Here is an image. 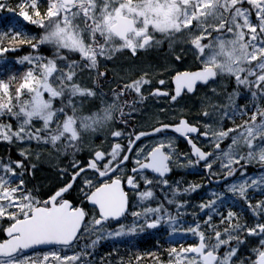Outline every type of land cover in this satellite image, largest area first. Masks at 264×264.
I'll return each mask as SVG.
<instances>
[{
    "label": "snow or ice",
    "instance_id": "6c2138e0",
    "mask_svg": "<svg viewBox=\"0 0 264 264\" xmlns=\"http://www.w3.org/2000/svg\"><path fill=\"white\" fill-rule=\"evenodd\" d=\"M5 8L19 19L0 29V57L17 51L18 46L28 45L37 52L45 44L54 47L56 57L25 55L18 62L30 67L22 76L0 79V117H12L18 122L13 128L11 123L0 121V140L36 141L54 147L58 153L63 149L65 154L71 150L75 155L84 135L104 128L117 113L126 122L124 107L134 110L135 104L146 99L144 89L151 83L147 73L110 89L111 102L95 114L82 117L77 112L84 101L96 97L101 89L99 83L95 88L82 87L76 82L77 69H95L99 81L107 80L108 72L99 71L101 60L111 61L116 52L124 49L135 54L158 46L162 40L156 38L157 34L169 40L170 46L178 35L186 34L187 43L201 59V68L196 72L177 73L174 93L156 89L150 95L167 97L175 104L182 94L194 92L198 82L208 84L217 76H228L234 79L237 88L250 92L254 103L251 107L238 106L239 93L234 91L228 95L227 109L216 106L221 121L233 120V127L213 129L209 124L197 126L184 119L175 124L160 122L151 133L129 135L126 145L116 142L107 158L105 152L95 151L87 168L73 160L70 182L46 199H40L25 187L23 176L29 168L24 160L0 161V221H8L3 229L8 238L0 242V264H90L88 249L105 238L103 235L91 239L90 244L73 255L62 256L58 251H51L34 258L26 253L40 245L71 248L95 232L104 233L109 221H116L119 227L107 232L108 237L134 236L159 229L162 222L174 223L176 217L163 204L145 207L142 211L129 210L125 188L137 193L141 201L154 198L150 187L140 190L141 184L168 185L164 177L172 170L173 158L180 155L174 138L140 147L137 142L145 136L168 131L179 134L191 146L194 159H188L189 166L195 167L203 161L211 172L219 161L225 170L221 173L225 179L237 172L246 176L247 166L253 163L264 167V103H255L257 99L264 102V0H19L15 9L0 0V10ZM26 24L39 27L43 35L39 39L30 36L25 30ZM62 52L77 54L79 59L61 55ZM175 59L181 57L178 55ZM58 61L63 62V67H58ZM159 83L163 85L165 81ZM212 91L215 94V89ZM130 94L138 100L124 99ZM202 115L209 117L210 113L204 111ZM235 117L242 122L236 124ZM36 123L41 126L36 127ZM111 135L120 138L124 134L117 130ZM201 137L213 145L214 151L205 152L197 146L195 140ZM225 140H230L227 150L221 149ZM20 155L27 159L26 152ZM133 157L134 166L129 175L123 179L120 175H111L122 174ZM101 161L105 163L101 165ZM88 169L110 181L102 180L99 185L90 179L84 181L91 190L85 198L96 207V216H90L85 208L74 206L65 198L77 177ZM153 173L156 176L150 178ZM198 187L189 185L183 192H194ZM250 190L264 194V174L247 177L227 188L257 218L256 223L241 224L238 213L230 208L220 211L218 201L223 203L225 196L216 193L214 199L199 205L204 213L200 218L203 223L194 220V226L186 229V233L198 237V242L170 248L167 264H264V200L253 203ZM179 192L177 187L173 195ZM177 207L182 208L184 204ZM128 215L135 218L133 222L121 223V218ZM241 236L259 238L258 246L251 250L246 261L240 260L237 254L240 245L245 243ZM221 249L226 250L221 252ZM140 259L136 257L137 262ZM153 259L156 264H164L154 254Z\"/></svg>",
    "mask_w": 264,
    "mask_h": 264
},
{
    "label": "flooded vegetation",
    "instance_id": "af4514ba",
    "mask_svg": "<svg viewBox=\"0 0 264 264\" xmlns=\"http://www.w3.org/2000/svg\"><path fill=\"white\" fill-rule=\"evenodd\" d=\"M156 38L162 40V43L158 46L138 50L135 54H133L128 49H124L122 51L116 52L115 53L116 55L114 54V57L111 61L101 60L99 70L102 72L103 71L108 72L107 80L99 81L96 75V70L89 69L90 70L89 72L91 73L90 74L91 77L88 78V83L90 84V85L88 84V88H95L97 83H99V87L101 91L98 92L96 97L84 101L83 107L78 110L79 114L90 115V114H94V112H98L102 110L107 103L111 102L112 93L110 92V89H116L118 85H120L121 83L135 80L144 73H147V78L151 80V83L145 86L144 89V96L146 97V99L140 103L135 104L134 110L133 108L124 107V112L126 114V122H125V117H121L119 113H117L113 121L109 122L104 128L95 131L91 141V145L89 144V148H90L89 151L80 149V151L76 153L73 156V158H71L68 161V165L65 167V170H67L66 173L61 174L62 168L59 169L60 176H63L64 178L71 180V175L74 170L70 164L73 160L77 161L78 159L77 162L82 167L85 166V168H87L89 161H91L94 158L95 151L105 152L107 158V153L111 152V149L116 142L121 143V145H126L128 143L127 138L129 135H134L139 132H149V131H150L149 133H151L154 127L159 126L160 122L164 124H175L177 121L184 119L189 121V123L197 126L209 124L213 129L218 128L220 126H223L225 128H230L234 126L233 120L227 118L223 122V125L221 122L218 123V121H221V117L218 114L219 109L216 106L217 105L221 106V100H220V93L216 90V85L221 79L220 76H217L214 82L209 81L208 84L199 83L198 85L195 86L194 92L182 94V98L179 100L178 103L175 104L171 103L167 97L152 96L149 94L150 91L152 92L155 91L156 89H160L161 91H166L169 93H174L176 87L174 77L177 73L196 72L199 71L201 68V61H197L192 66H190V62H189L190 53L185 45L187 43L186 36L180 37V40L176 44L177 48L175 50L171 49L170 41L161 37L160 34H157ZM176 55L177 56L179 55L181 59L180 60L175 59ZM129 57H131V59ZM160 80H164L165 83L161 85L159 83ZM213 89H215V94L212 91ZM234 91L240 93V97L237 100L238 106H243L246 104L250 107V105L251 106L253 105L254 101L251 97L250 92L243 87L237 88L235 81H231L230 84L227 86V93L230 94ZM124 99H127L129 102H131L134 100H138V97L135 96L134 94H130L124 97ZM239 101L241 103H239ZM255 103H264V102L255 101ZM205 110L210 113L209 117H204L202 115V113ZM237 120L239 121V123L242 122L239 117H235L236 124L238 123ZM117 130L121 131L124 135H122L120 138H114L111 135V133L112 131H117ZM169 138H174L175 149L177 153L180 155L178 158L177 157L173 158V163L171 165L172 170L164 177L169 181L168 185H163L158 182L154 183L151 186H145L141 184V189H140L141 191L144 190L145 187L151 188V190L154 193V197L156 198V200L154 201L152 200V198L141 201L137 193L129 190L128 188H125V191L128 193L130 211L131 210L142 211L143 208L150 207V204H148L147 201L151 202L152 205L151 207H156L161 203L167 209L175 206L177 207L178 204L183 203L184 208H187L188 211H191L193 208L196 211H199L200 210L199 205L201 203L207 202L210 199H214L216 193H224V196L226 198L224 199L225 202L236 204V199L235 201L231 200L233 195L232 193H229L227 191V188L231 184L252 175L254 164H250L247 166L246 176H242L241 174H239V172H237V174L234 175V177L231 176V177H227L228 179L227 178L225 179V177L221 175V173L224 172L225 170L220 167L219 161H217L213 165V169L211 172L205 168L203 161H201L195 167L189 166L188 159H192V158L194 159L191 146L189 143L186 142L185 138L181 137L179 134L173 133L172 131L157 133L154 135L143 137L142 141H138L137 144L140 147H146V146H151L152 144L155 143H159L161 141H167ZM195 143L197 144V146L201 147V149L205 152L214 151L213 145L209 141L204 140L202 137L196 139ZM229 144H230V140H225L224 143H221V149L227 150V146ZM81 148H85L83 142L81 143ZM134 159L135 158L133 157V160H131L125 166L122 174L120 172H117L111 175H113V177H115L116 175H120L121 179H123L124 176L129 175L130 174L129 170L134 166ZM104 163L105 161L100 162L101 165ZM250 167L253 169H249ZM261 168L263 169L264 167L262 166L256 167V169H260V170ZM97 175L98 174L94 170L88 169L85 173L81 175V177H79L77 184H75L73 189L65 195V198L68 199L74 206H80L85 208V210L90 214V216H96L97 209L95 207H92L89 204L88 200L85 198V194L88 193L89 190L88 187L85 185V183H83L82 181L86 179H90L94 184L97 185H99V183L102 180L105 182H110L108 181L107 177H100L99 175L98 176ZM154 175L156 176V174L154 173L151 174L150 178L155 177ZM187 185L188 186L199 185L200 187H198L197 190L194 192L185 193L183 192V189L187 188L188 187ZM79 186L81 187L82 190L81 189L79 190ZM60 187L62 186L55 188L50 193H46L42 190H33V191L38 194V197L40 199H46L49 195L54 193ZM169 187H179L180 192L183 193L179 192L173 195V189L166 190ZM250 191L251 192H249V195H252V190ZM181 194H182V198L177 199V196ZM77 196L79 197L77 198ZM168 200H173L174 203L169 204L167 203ZM218 204L221 205L222 203L218 201ZM235 207L236 206H233L231 210H235ZM4 223L6 224L5 227L8 226V221L5 220ZM106 225L116 226L118 225V223L115 221L112 222L109 221ZM7 238L8 237L6 233L0 230V242L6 240ZM59 248H61V246L39 248V249L35 247L34 249L27 251L26 254L29 255L30 253V255L32 254L39 255L40 252L44 253ZM40 249H43L44 251Z\"/></svg>",
    "mask_w": 264,
    "mask_h": 264
},
{
    "label": "rangeland",
    "instance_id": "374dc122",
    "mask_svg": "<svg viewBox=\"0 0 264 264\" xmlns=\"http://www.w3.org/2000/svg\"><path fill=\"white\" fill-rule=\"evenodd\" d=\"M5 3H6V5L8 7H11L9 5V0H5ZM17 19H19V18L18 17H14L13 14L7 10V8L0 10V29L7 28L8 26H10V24L14 20H17ZM4 21H6V23ZM27 25L29 27H31V28L40 30L39 32L35 31L36 35H34L32 37H35L36 39H39V37L41 35H43V30L40 29L39 27H37L35 25H30V24H26L25 26H27ZM185 36L187 38L186 34L178 35L175 38V41L171 42V49L175 50L177 48L176 44L180 40V37H185ZM185 45H186V47H187V49H188V51L190 53V58H189L190 66H192L197 61H201L200 57H198L197 54L192 50L191 46L188 43H186ZM19 47L20 46H18V48ZM41 48H46V51H42ZM30 49L33 50L31 47H30ZM206 54H207V50H206ZM28 55H40L41 57H43L45 59H54L56 57V50L54 49V47L52 45L45 44V45H40L37 52L33 51L32 53H30ZM61 55H67V56H69L71 58L74 57V59H78L79 58L77 54H73V53L62 52ZM4 56H5V54L2 57H0V61L4 58ZM24 65L27 68L30 67L28 64H24ZM58 67H63V62L62 61H58ZM65 71H67V70L65 69ZM77 71H78L77 72L78 75H77L76 82H78L82 87L88 88V86H87L89 84L88 83V78L91 77V75H90L91 73L89 72L90 70L87 69V68H80V69H77ZM220 77H221V79L218 82V84L216 85V90L220 93L221 107L227 109V106H228V95L229 94L227 93L226 90H227V86L229 85V83L231 81H234V79L231 78V77H228V76H220ZM239 97H240V93L236 97V104H237V99ZM256 101L258 102L259 99H257ZM95 113L96 112H94V114ZM77 115L82 116V117H88V116L93 115V114L85 115V114H79L77 112ZM2 119H3L4 123H7V120H11L10 122L8 121V123H11L13 121V124L11 123L13 128H16L18 126V122L15 120V118H12V117H0V121H2ZM225 120H226V118H224L221 121L222 125H223V122ZM35 126L36 127H40L41 124L40 123H36ZM94 133L95 132H91V133H88V134L84 135L82 142L85 145V149L81 148L82 150L89 151V149H90L89 148V144L91 145V141H92V138L94 136ZM34 142H36V141L30 142V143L27 142V141H14L12 143H9L7 141L0 140V161L8 163L10 161L24 160V162H26L25 165L29 168V171L26 172L24 174V176H23L25 187L28 188L29 190H42V191H44L46 193H50L55 188H58L59 186H62L63 184H65L68 181V179L64 178L63 176H60L59 169L62 168V169L65 170L64 167H66V165H68V161L71 158H73L74 155L71 152V150L68 151L67 154H65L63 152V149H61L59 151V153H58L56 151V149L54 147H52V146H47L46 147V145L37 144V142L36 143H34ZM6 149H8V150H6ZM22 151H24V152H26L28 154L27 159H25L24 157H22L20 155V153ZM78 152H76V153H78ZM61 158H62V160H61ZM60 162H61V164H60ZM253 164H254L253 174L248 176V177H258L260 174H264V169H261V170L260 169H256V167H258L259 164H256V163H253ZM33 165H34V168L31 167ZM62 174H64V172H62ZM16 179H19V177H17ZM244 179H246V178H244ZM244 179L239 180V181H237L235 183L242 182ZM84 181L85 180H83L82 182L84 183ZM176 188L177 187H169L167 190H171V189L174 190ZM79 189H81L80 186H79ZM88 190H89V192L91 191L89 188H88ZM256 194L260 195V196H262L264 198V195L259 190H252V195H250V196L252 197V202L253 203L255 202V200L258 199L257 197L255 198ZM79 196H77V197H79ZM181 198H182V194L177 196V199H181ZM152 200L154 201V200H156V198L154 197V199L152 198ZM231 200L235 201V198L232 197ZM147 203L150 204V206H152L150 201H147ZM241 203L242 202H240L238 200H236V204L227 203V202L224 201L221 204V206L219 207V210L220 211H227V210H229V208L231 209L233 206H236L235 210H232V211H238V210H241L242 212L247 211V216L249 215V216H251L253 218V220H255L256 217H254L253 214L246 207H244L243 203L242 204ZM230 205H231V207H230ZM167 211L173 217H176V220H175L174 223H163L162 222V226L160 228L161 230L158 229L157 231H152L153 233L150 232V234L153 236V238L156 237L155 242L157 243V245L161 241H167L170 244L176 243L175 247L178 248L181 245H184V247H187V246H189L188 245L189 243H191V245L197 243L198 242V237L195 236V235H192L191 233H186V229L189 226H194L193 225V221L194 220H200L201 216H204V213L201 212L200 210L196 211L194 208L191 211H188L187 208H184V207L178 208L176 206L172 207V208H167ZM208 211H210V210H208ZM178 212H179V215H178ZM239 217H240V223L241 224H245L246 223L247 225L250 226L251 219L246 218L244 216H240V215H239ZM129 218H131V219H129ZM134 219L135 218H133L130 215H128L127 219L124 222H122V223L125 224V225H130L133 222ZM165 219L167 220V217H165ZM200 222L203 223L202 220H200ZM5 225L6 224L4 223V221H0V230L1 231H3ZM118 227H119V224L116 225V226L105 225L104 226V228H105L104 233L95 232V233H93L91 235V237H85L84 239H82L79 242V244H77V245H75V246H73L71 248L62 247V248L51 250V251H58L62 256L63 255H73L74 253L81 251L86 244H90V240L91 239H96V237L98 235H103V236H105V238L101 239L95 245L94 248L93 247H89V249H88L89 255L87 256V260L90 261V264H117V263L118 264H123L126 260L133 259V256L130 257L129 259H126L125 256H124V251L127 248L131 249V250H134L131 246L125 244L126 238L127 237H133V236L132 235H130V236H121V237H115V236L108 237V236H106L107 232H109V231L114 232L115 230H117ZM174 229H175V231H174ZM144 233L145 232L138 233L137 235H141V234H144ZM137 235H134V236H137ZM241 239H244L245 243L240 245V248H239V251H238L237 254L240 257V260L246 261L247 258L252 254L251 250L258 246V239L259 238L258 237H244V236H241ZM186 241H188V242H186ZM118 246H120V247H118ZM103 247H104L105 250L103 249ZM225 250L226 249H221V252H223ZM51 251H48V252H51ZM101 251H104V252H101ZM48 252H44V253H41L39 255L34 254V256L33 255H31V256L35 258L37 256L46 254ZM113 258H115V260ZM158 258H159V260L163 261L164 264H167L168 253L166 255L163 254L162 256H159ZM110 259H111L112 262L110 261ZM139 261H140L139 264H142V263L145 264V262H143L144 260L142 261L140 259ZM151 261H152L151 263H147V264H156V260L151 259ZM237 264H239V262H237Z\"/></svg>",
    "mask_w": 264,
    "mask_h": 264
},
{
    "label": "trees",
    "instance_id": "16d2710c",
    "mask_svg": "<svg viewBox=\"0 0 264 264\" xmlns=\"http://www.w3.org/2000/svg\"><path fill=\"white\" fill-rule=\"evenodd\" d=\"M18 2L19 0H9V5L13 9H15ZM6 21L4 22L6 23ZM27 26H25V30L28 32L30 36L36 35L35 31L38 32L40 31L39 29H34ZM41 50L46 51V48H41ZM17 51L19 52V54H17L18 53ZM17 51L15 52L10 51L8 53H5L4 58L0 61V79L8 80V78L11 75H16L17 77L22 76L24 72L28 69L24 64H20L18 61L23 56L32 53L33 50L30 49V46L23 45L20 46ZM256 197L258 199L255 200V202L258 200H264V198L262 196L260 197V195L256 194ZM236 212L240 216H244L246 218L251 219L250 226L256 223L257 221V218L253 220L252 217H250L249 215L247 216V211L241 213L239 210ZM150 232L153 233L152 231L147 230L145 231L144 234L126 238L125 244L131 246L134 250L127 248L124 251V256L126 259H129L130 257L133 256V259L126 260L123 264H139L140 261L137 262L136 257H141L142 258L141 260L142 261L144 260L143 262H145V264L151 263L152 262L151 259H153V254L156 257L162 256L163 254L166 255L168 253V250L176 245V243L170 244L167 241H162L157 245V243L155 242L156 237L153 238Z\"/></svg>",
    "mask_w": 264,
    "mask_h": 264
},
{
    "label": "bare ground",
    "instance_id": "6f19581e",
    "mask_svg": "<svg viewBox=\"0 0 264 264\" xmlns=\"http://www.w3.org/2000/svg\"><path fill=\"white\" fill-rule=\"evenodd\" d=\"M22 49V48H21ZM20 51V50H19ZM25 51V50H24ZM15 52V51H14ZM18 52V51H17ZM23 52V51H22ZM24 53V52H23ZM22 53V54H23ZM17 54H19V52L17 53ZM9 55V54H8ZM11 55V54H10ZM47 55V54H46ZM116 55V54H115ZM136 56V55H135ZM177 56V55H176ZM128 57V56H127ZM74 58V57H73ZM121 58V57H120ZM130 59H131V57H129ZM198 59V58H197ZM133 60V59H132ZM135 60V59H134ZM164 60V59H163ZM186 60V59H185ZM126 61V60H125ZM181 62V61H180ZM130 63V62H129ZM172 63H174V62H172ZM148 64V63H147ZM145 65V64H144ZM175 65V64H174ZM123 66V65H122ZM135 66H137V65H135ZM117 68V67H116ZM137 68V67H136ZM21 70V69H20ZM67 70V69H66ZM167 70V69H166ZM100 71V70H99ZM128 71V70H127ZM181 71V70H180ZM78 72V71H77ZM134 72V71H133ZM138 72V71H137ZM129 73V72H128ZM87 74V73H86ZM163 74V73H162ZM129 75V74H128ZM132 75V74H131ZM130 78V77H129ZM133 78H134V76H133ZM83 80V79H82ZM166 80V79H165ZM112 84V83H111ZM230 84V83H229ZM90 85V84H89ZM88 86V85H87ZM232 86V85H231ZM147 88H149V87H147ZM167 88V87H166ZM169 88V87H168ZM153 89V88H152ZM227 91V90H226ZM151 92V91H150ZM205 97V96H204ZM238 100V99H237ZM87 101V100H86ZM243 101V100H242ZM245 101V100H244ZM250 102V101H249ZM218 103V102H217ZM239 103H241L240 101H239ZM246 103H247V101H246ZM88 106V105H87ZM220 106V105H219ZM224 106V105H223ZM250 107H251V105H250ZM216 110V109H215ZM206 111V110H205ZM85 116V115H84ZM9 119V118H8ZM2 121H3V119H2ZM8 121L10 122L11 120H7V123H8ZM160 121V120H159ZM4 122V121H3ZM237 124H239V121L237 120ZM12 124H13V121L11 122ZM235 123H236V121H235ZM15 124V123H14ZM13 127V126H12ZM140 128V127H139ZM150 132V131H149ZM194 135V134H193ZM170 136V135H169ZM146 137V136H145ZM175 138H177V137H175ZM98 139V138H97ZM125 139V138H124ZM165 139V138H164ZM167 139V138H166ZM181 140V139H180ZM33 142V141H32ZM177 142H178V140H177ZM34 143H36V142H34ZM184 143H186V142H184ZM224 143V142H223ZM8 145V144H7ZM19 145V144H18ZM6 146V145H5ZM10 147V146H9ZM8 147V148H9ZM25 147V146H24ZM41 147V146H40ZM47 147V146H46ZM178 147V146H177ZM176 147V148H177ZM3 149V148H2ZM22 149V148H21ZM27 149V148H26ZM40 149V148H39ZM80 149H81V147H80ZM85 149V148H84ZM178 149V148H177ZM6 150H8V149H6ZM33 150V149H32ZM43 150V149H42ZM46 150V149H45ZM87 150V149H86ZM29 151V150H28ZM70 151V150H69ZM187 151V150H186ZM2 152V151H1ZM6 152V151H5ZM64 152V151H63ZM72 152V151H71ZM70 152V153H71ZM188 152V151H187ZM35 153V152H34ZM95 153V152H94ZM186 153V152H185ZM189 153V152H188ZM56 154V153H55ZM58 155V154H57ZM56 155V156H57ZM82 155V154H81ZM46 157V156H45ZM76 158V157H75ZM80 158H81V156H80ZM79 158V159H80ZM193 159V158H192ZM61 160H62V158H61ZM60 161V160H59ZM77 161H78V159H77ZM26 163V162H25ZM59 163V162H58ZM87 163V162H86ZM181 163V162H180ZM60 164H61V162H60ZM67 164V163H66ZM63 165V164H62ZM71 165V164H70ZM82 165H84V164H82ZM67 166V165H66ZM259 166V165H258ZM85 167V166H84ZM53 168V167H52ZM65 168V167H64ZM37 169V168H36ZM61 169V168H60ZM249 169H253V168H249ZM63 170V169H62ZM69 170V169H68ZM247 170V169H246ZM253 171H254V169H253ZM259 171V170H258ZM257 171V172H258ZM92 172V171H91ZM33 173V172H32ZM49 173V172H48ZM62 174V173H61ZM237 174V173H236ZM240 174V173H239ZM87 175V174H86ZM98 176V175H97ZM155 176V175H154ZM42 177V176H41ZM83 177H84V175H83ZM182 177V176H181ZM234 177V176H233ZM239 177V176H238ZM56 178V177H55ZM228 179V178H227ZM214 180V179H213ZM171 181V180H170ZM169 182V181H168ZM198 183V182H197ZM77 184V183H76ZM211 184V183H210ZM188 186V185H187ZM28 187V186H27ZM157 187V186H156ZM76 189V188H75ZM80 190V189H79ZM167 190V189H166ZM251 192V191H250ZM181 193H183V192H181ZM163 194V193H162ZM48 195V194H47ZM164 195V194H163ZM168 195V194H167ZM264 195V194H263ZM40 196V195H39ZM70 196V195H69ZM81 196V195H80ZM72 197V196H71ZM195 197V196H194ZM261 197V196H260ZM259 197V198H260ZM78 198V197H77ZM167 198V197H166ZM169 198V197H168ZM255 198H256V196H255ZM195 199V198H194ZM80 201V200H79ZM163 201V200H162ZM77 202V201H76ZM161 204V203H160ZM242 204V203H241ZM151 207V206H150ZM139 208V207H138ZM132 211V210H131ZM241 211V210H240ZM240 214V213H239ZM199 217V216H198ZM201 217H203V216H201ZM251 217V216H250ZM112 222V221H111ZM246 224V223H245ZM161 230V229H160ZM162 242V241H161ZM186 242H188V241H186ZM195 243V242H194ZM185 244V243H184ZM188 245H191V243H189ZM110 246V245H109ZM184 246V245H183ZM118 247H120V246H118ZM175 247V246H174ZM179 248V247H178ZM39 249V248H38ZM103 249H104V247H103ZM40 250H43V249H40ZM46 250V249H45ZM49 250H51V249H49ZM105 250V249H104ZM44 251V250H43ZM34 252V251H33ZM48 252V251H47ZM101 252H104V251H101ZM106 252V251H105ZM40 254H41V252H40ZM29 255H30V253H29ZM33 256H34V254H32ZM104 255V254H103ZM113 255V254H112ZM108 257V256H107ZM109 259V258H108ZM114 260H115V258H113ZM107 260V259H106ZM105 261V260H104ZM110 261H111V259H110ZM112 262V261H111ZM118 264V263H117Z\"/></svg>",
    "mask_w": 264,
    "mask_h": 264
},
{
    "label": "water",
    "instance_id": "95a60500",
    "mask_svg": "<svg viewBox=\"0 0 264 264\" xmlns=\"http://www.w3.org/2000/svg\"><path fill=\"white\" fill-rule=\"evenodd\" d=\"M216 79V78H215ZM211 81V80H210ZM199 84V82L197 83V85ZM78 178V177H77ZM77 180V179H76ZM76 182V181H75ZM217 183V182H216ZM75 184V183H74ZM73 184V185H74ZM90 203V202H89ZM91 204V203H90ZM51 246H55V245H40V246H36V248H47V247H51ZM56 246H61V245H56ZM31 250V249H29ZM27 250V251H29Z\"/></svg>",
    "mask_w": 264,
    "mask_h": 264
}]
</instances>
